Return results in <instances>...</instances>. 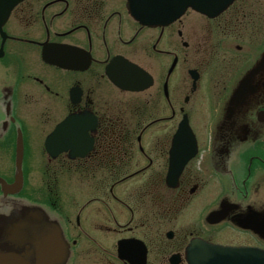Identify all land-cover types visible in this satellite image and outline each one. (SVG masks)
<instances>
[{"label":"flooded vegetation","instance_id":"flooded-vegetation-1","mask_svg":"<svg viewBox=\"0 0 264 264\" xmlns=\"http://www.w3.org/2000/svg\"><path fill=\"white\" fill-rule=\"evenodd\" d=\"M2 31L0 180L14 183L21 140L22 168L42 153L46 190L24 197L23 171L17 194L0 185V253L36 264L57 222L52 264H186L197 239L264 249V0L190 6L163 27L128 0H23ZM71 116L92 119L85 142L49 146Z\"/></svg>","mask_w":264,"mask_h":264},{"label":"water","instance_id":"water-1","mask_svg":"<svg viewBox=\"0 0 264 264\" xmlns=\"http://www.w3.org/2000/svg\"><path fill=\"white\" fill-rule=\"evenodd\" d=\"M23 0H0V31L1 26L7 20L11 10ZM133 16L142 24L151 27L166 26L177 19L184 10L191 6L194 9L203 13H209L211 4L216 1V6L223 8L226 0H128ZM231 0H227V3ZM226 3V4H227ZM219 8V9H220ZM3 35V32H2ZM5 38V35L3 39ZM118 86L124 90L129 89L128 78L124 75L119 76ZM87 120L91 121L86 116L78 118H68L63 121L52 135L48 138V144L56 145L59 143L70 142L80 145L85 142V136L88 130ZM191 134V133H190ZM68 135V136H67ZM64 138V139H60ZM185 138V139H184ZM184 139V140H183ZM191 140L189 133H179L175 135L173 144H183L185 140ZM189 140V141H190ZM193 143V141H192ZM59 151H48V154L55 156ZM23 183L22 178V148L21 140L18 141V149L16 152V175L12 185H7L0 180L3 188L4 196L7 194H15L20 191ZM35 215V214H34ZM239 227L250 229L254 233H258V228L246 226L244 223H238ZM57 224L53 223L54 230L51 233L45 234L36 241L35 256H42L45 259H35L36 264H52L61 260L64 255L65 244L61 233L57 229ZM15 227V226H14ZM48 227L42 228L40 233H47L45 230ZM36 230H32L27 238L29 249H32V240L37 234ZM31 253V251H30ZM25 253L15 251L0 253V264H30L28 259L24 258ZM187 264H264V250L251 247H229L210 244L202 240H194L186 248Z\"/></svg>","mask_w":264,"mask_h":264},{"label":"rangeland","instance_id":"rangeland-1","mask_svg":"<svg viewBox=\"0 0 264 264\" xmlns=\"http://www.w3.org/2000/svg\"><path fill=\"white\" fill-rule=\"evenodd\" d=\"M5 157L0 154V160L4 159ZM1 164H3L4 166L6 165L5 160H1L0 161ZM11 164V163H9ZM22 171L24 173V177H25V190H24V197H27L28 195V190H32V189H36L40 188V190H46L45 185L40 184L41 180H42V153H40V151L37 150H32L30 151H26L24 153V167L22 168ZM67 172H62L60 175L61 176H66ZM66 181H64V179L60 178V183H58V187H59V191L61 192V198L64 201L65 200V196H66ZM77 189H75V187L72 188V191H75ZM23 204L25 206H31V207H37L33 205L32 203H30L29 201L25 200L23 202ZM63 205V203L61 204ZM46 210L43 209V213H45Z\"/></svg>","mask_w":264,"mask_h":264}]
</instances>
